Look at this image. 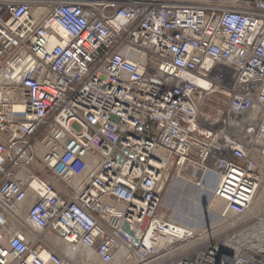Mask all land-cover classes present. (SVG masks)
Masks as SVG:
<instances>
[{"label": "built area", "instance_id": "built-area-1", "mask_svg": "<svg viewBox=\"0 0 264 264\" xmlns=\"http://www.w3.org/2000/svg\"><path fill=\"white\" fill-rule=\"evenodd\" d=\"M256 112L264 0H0V264H70L22 228L88 253L79 264H263L233 236L181 253L193 237L160 213L187 171L215 176L226 212L250 209Z\"/></svg>", "mask_w": 264, "mask_h": 264}, {"label": "rangeland", "instance_id": "rangeland-1", "mask_svg": "<svg viewBox=\"0 0 264 264\" xmlns=\"http://www.w3.org/2000/svg\"><path fill=\"white\" fill-rule=\"evenodd\" d=\"M222 94V93H221ZM226 102V97L224 94L219 95L217 98H212L210 95L209 97H206L203 99L202 106H201V113L204 115H211L214 117L216 115V110L221 109ZM260 173V189L258 193H256V199L260 197L261 193L263 192L264 188V174L261 173V170L259 169ZM188 177L187 182H183L180 178H185ZM73 178V177H72ZM72 181V180H71ZM203 182V183H202ZM217 182L215 176L210 175L208 176V179H205V176H201L198 173H194L193 171H188L187 173H183L182 176L172 178V175L169 177L168 182L165 184L163 187V198L160 206V213L162 217L169 222L172 217L173 219L176 220L175 215L173 213H179L181 212L180 215H176L178 219H181L184 217V215H191V211H194L195 209L194 206H192L193 202L197 199L201 201V203H205L203 198L205 195H203L202 186H205V189H210L213 187L214 183ZM262 182V183H261ZM262 184V185H261ZM207 185V186H206ZM215 189V188H214ZM214 191V190H213ZM213 191L211 193H213ZM213 196V195H212ZM198 197V198H197ZM262 198V197H261ZM195 199V200H194ZM29 206V203H27L19 215L20 218H23L25 216L26 208ZM198 206V205H197ZM196 206V207H197ZM263 208V209H262ZM174 211V212H173ZM227 209H225V212ZM224 212V214H225ZM227 213V212H226ZM223 214V215H224ZM244 213H238L236 215H232L230 221H228L229 225H226L225 223L217 226L210 235L206 237H202L199 242L194 243L193 247H201L205 245L206 243L220 240L222 238H226V240L230 237H234V242L235 246H245L247 249H250V251H253L255 254L259 253L254 251V230H257L259 228H263L264 226V205L261 206L260 208L257 207L255 204L250 207V209L245 213L244 217H239L237 215H243ZM199 217V220L201 221L207 219L208 221L214 220L212 224H216L218 222H222L225 220L224 217L219 218L218 216H215L211 212H206L201 213V215H197ZM263 219V221L260 222V220ZM177 221V220H176ZM175 223V221H173ZM205 222V221H204ZM173 224L172 222H170ZM205 224V223H204ZM204 227L201 230H206V225H203ZM15 228V227H13ZM16 229V228H15ZM252 229V230H250ZM27 233H30L31 236L34 235V237H40L44 241L48 240L47 237L50 236L54 239L55 236L53 234H34L32 233L29 229L27 228H22ZM263 231V230H262ZM188 232V231H187ZM259 232V231H257ZM199 235L201 234L200 232L198 233ZM256 235H259L258 233ZM193 237V236H192ZM198 237V236H197ZM196 236H194L192 239L187 240L185 243H180L179 247L182 245H185L188 241H194L197 239ZM49 241V240H48ZM50 245L51 249L55 251L57 254L61 256L62 259L68 261L70 264H79L78 261H74L71 259H68L67 256H65L62 252V248L55 246L52 242H48ZM64 247V245H63ZM191 248V247H190ZM185 249H189V247H185ZM184 252V251H182ZM181 252V253H182ZM264 252V251H263ZM84 256V255H82ZM81 256V257H82ZM264 258V254L261 255ZM165 261L163 260L162 262H157L155 264H165ZM264 264V261L262 262ZM124 264H140V262H128Z\"/></svg>", "mask_w": 264, "mask_h": 264}, {"label": "bare ground", "instance_id": "bare-ground-1", "mask_svg": "<svg viewBox=\"0 0 264 264\" xmlns=\"http://www.w3.org/2000/svg\"><path fill=\"white\" fill-rule=\"evenodd\" d=\"M37 13H41L40 11H37ZM222 92H220L219 90H214L211 94L212 98H218L219 95H222L221 94ZM209 97V96H208ZM222 109V108H221ZM221 109H217L216 110V115L217 113L221 110ZM216 115L214 117H212L211 115H206L207 117L211 118V119H215ZM257 115H261L263 118H264V112H256L253 114V116H257ZM251 158L255 161L256 165L258 166V168L261 170V173L264 174V159L262 157H260L257 153V149L255 148L252 153H251ZM90 170V166L89 165H86L85 168H84V171L81 173V175L79 176H76L75 179H73L72 181L69 180L70 184L72 186H77L78 182L81 180V178H83V175L88 173V171ZM188 172V171H187ZM208 176L210 175H205V179L207 180L208 179ZM67 178V177H66ZM264 178V177H263ZM183 182H187L189 181L188 180V177H185V178H180ZM203 183V182H202ZM262 183V182H261ZM262 185V184H261ZM207 186V185H206ZM217 186V182L214 183L213 187H211L210 189H205V186H202V192H203V195H205V197L203 198V200L205 201V203H201L200 200L197 201V199L193 202L192 206H194L193 209H195L194 211H191V215H184L183 218L181 219H178V217L176 215H180L181 212H177L173 213V215H175V219H173L174 217H172V220L169 219V223L172 222L174 225L178 226V228L180 229L181 231V237L182 238H189L190 236L194 237V236H198L197 239H195L194 241H189L188 243H186L185 245H182L180 246L177 251H186L185 247H193L194 246V243L196 242H199L201 240L202 237H206L208 235L211 234V232L217 227V226H220L222 224H226L228 223V221H230L232 215H236L238 213H236L235 211L231 210L229 212H225V209H226V206L223 205V203L221 201H218L216 200L212 195L213 193H211L213 190H215L214 188H216ZM259 189H260V186H259ZM258 189V191H259ZM257 191V193H258ZM263 192L261 193L260 197L256 199V194L253 198V201H252V204H251V207L253 204H255L257 207H261L264 205V188L262 190ZM262 197V198H261ZM198 198V197H197ZM198 205V206H197ZM197 206V207H196ZM263 209V208H262ZM22 212V211H21ZM21 212H19L21 214ZM206 212H211L212 214H214L215 216H218L219 218H222L224 217L225 220H223L222 222H218L216 224H212L214 222V220L212 221H208L207 219H205L204 221L201 219L199 220V217L197 215H201V213H205ZM225 212V214H224ZM18 213V214H19ZM247 213V212H246ZM19 214V215H20ZM224 214V215H223ZM239 217H244L245 216V213L243 215H237ZM175 221V223L173 222ZM263 221V219L260 220V222ZM231 222V221H230ZM205 223V224H204ZM11 224L14 226V227H19L18 223H16L14 220H11ZM171 224V223H170ZM203 225H206V230H201L204 226ZM226 225H229V224H226ZM264 226V225H263ZM252 230V229H250ZM263 230V231H262ZM22 232L26 233L28 236V238L30 239H33L34 238V235L31 236L30 233H27L25 232L24 230H21ZM188 231V232H187ZM259 231V232H257ZM21 232V233H22ZM201 233L200 235L198 233ZM253 232H256L254 233V238H255V241H254V244H253V247H254V251H256V253L258 252L260 255L264 254V227L263 228H259L257 230H254ZM23 233V234H24ZM187 233V234H186ZM259 234V235H256V234ZM184 235V236H183ZM56 238V237H55ZM47 239L52 242L55 246H58L60 247V249L62 248V252L65 256L68 257V259H71V260H74V258H80L82 255L84 256H87L89 257L88 253H85L83 250H81L80 248L78 247H70V246H67V245H64L59 239H54L50 236L47 237ZM47 240V241H48ZM64 245V247H63ZM240 247H242V245H239L238 247L236 246L235 247V251H238L240 250ZM245 247V246H243ZM250 251V249H248ZM176 251V252H177ZM253 252V251H251ZM44 257V255H42ZM166 255H162V256H159V257H156V258H153L147 262H143V263H140V264H155L156 261L157 262H162L164 260ZM45 258V257H44Z\"/></svg>", "mask_w": 264, "mask_h": 264}, {"label": "water", "instance_id": "water-1", "mask_svg": "<svg viewBox=\"0 0 264 264\" xmlns=\"http://www.w3.org/2000/svg\"><path fill=\"white\" fill-rule=\"evenodd\" d=\"M123 230H124V232H125L129 237H133L132 232L129 231L127 227H125ZM134 244H135V245L138 244L137 240L134 241Z\"/></svg>", "mask_w": 264, "mask_h": 264}]
</instances>
